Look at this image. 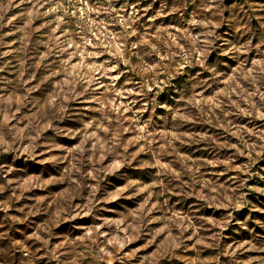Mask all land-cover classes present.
Returning a JSON list of instances; mask_svg holds the SVG:
<instances>
[{
    "label": "rangeland",
    "instance_id": "rangeland-1",
    "mask_svg": "<svg viewBox=\"0 0 264 264\" xmlns=\"http://www.w3.org/2000/svg\"><path fill=\"white\" fill-rule=\"evenodd\" d=\"M0 264H264V0H0Z\"/></svg>",
    "mask_w": 264,
    "mask_h": 264
}]
</instances>
